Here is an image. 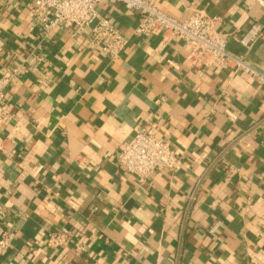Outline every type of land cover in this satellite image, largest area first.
<instances>
[{
  "label": "crops",
  "instance_id": "0c3cea01",
  "mask_svg": "<svg viewBox=\"0 0 264 264\" xmlns=\"http://www.w3.org/2000/svg\"><path fill=\"white\" fill-rule=\"evenodd\" d=\"M158 4L175 17L218 15L226 33L264 26L254 0ZM29 5L0 0V77L35 43ZM98 10L128 38L120 58L66 27L42 44L36 72L6 91L13 119L0 126V236L16 235L0 264H264L261 86L193 65L189 47L167 33L135 35L138 15L123 5ZM227 47L264 71V39L247 53L233 37ZM149 119L181 168L141 182L117 156ZM52 231L67 233L65 246H46Z\"/></svg>",
  "mask_w": 264,
  "mask_h": 264
},
{
  "label": "built area",
  "instance_id": "2783aa9c",
  "mask_svg": "<svg viewBox=\"0 0 264 264\" xmlns=\"http://www.w3.org/2000/svg\"><path fill=\"white\" fill-rule=\"evenodd\" d=\"M254 1L264 7V0ZM102 5H123L135 11L138 15L135 35L149 37L167 33L189 47L187 58L193 65L229 70L234 74L242 72L264 91V71L250 63L245 54L232 53L227 47L229 38L233 37L247 53L256 41L264 39V26L260 22L253 21L242 32L226 33L216 28L220 21L218 15L193 9L191 13L175 17L164 12L158 0H30L32 23L36 29L35 43L27 55L13 60L0 77V126L8 125L13 119L11 106L6 100L7 89L19 75L36 72L43 60L40 48L56 31L69 27L77 33H86L91 48L110 59L121 57L128 38L107 15L98 10ZM152 120L135 130L117 156L119 164L141 182L160 168L171 171L181 168V160L171 142L157 135ZM70 206L75 208L73 204ZM15 235L11 230L2 233L0 254L11 248ZM67 239L66 232L52 231L47 234L46 246L59 249L65 246Z\"/></svg>",
  "mask_w": 264,
  "mask_h": 264
}]
</instances>
